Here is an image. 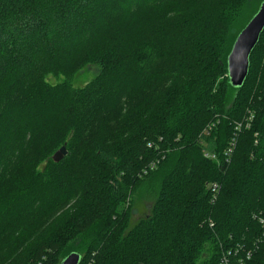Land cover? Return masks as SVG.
Masks as SVG:
<instances>
[{
    "label": "trees",
    "instance_id": "1",
    "mask_svg": "<svg viewBox=\"0 0 264 264\" xmlns=\"http://www.w3.org/2000/svg\"><path fill=\"white\" fill-rule=\"evenodd\" d=\"M261 1L0 0V264L36 263L40 248L47 264L73 251L78 264H218L226 251L264 264L252 217L264 213V28L240 87L226 69ZM87 64L96 73L76 86ZM50 121L67 154L5 181ZM150 181L151 210L129 225L125 203ZM33 214L40 241L22 229Z\"/></svg>",
    "mask_w": 264,
    "mask_h": 264
},
{
    "label": "rangeland",
    "instance_id": "2",
    "mask_svg": "<svg viewBox=\"0 0 264 264\" xmlns=\"http://www.w3.org/2000/svg\"><path fill=\"white\" fill-rule=\"evenodd\" d=\"M125 25H127L129 27L131 26V24H128V22H125ZM99 41H100V38H98L95 43L91 44L90 45V50L94 49L98 44H103L104 43L103 41H100V42ZM110 43L111 42H108V44H110ZM80 59H78V60H80ZM95 73H96L95 65L87 64L85 67L80 69L75 74L73 83L76 86H80V85L84 84L86 81L90 80L94 76ZM50 80L54 82V79L50 78ZM17 94L18 93H16L15 95H17ZM137 97L142 98V99L147 98V97H144V95L137 96ZM134 101H138V99L136 98V99L133 100V102ZM131 104H133L132 101H129L126 105H123L125 107L124 110L129 109V107H127V105L130 106ZM115 109H121V105L118 106V108H115ZM103 112L106 115L108 114V111L106 109ZM113 114L115 116H114V119H113L112 123L115 120L119 119V117H120V115L117 114V112H114ZM97 118H99V116ZM57 128H58L57 126L53 125L52 121H50V125L48 126V128L46 130H44L42 128L41 129V135L39 136L40 139L37 138L38 139V143H40V146H38V144L36 143L37 140H35L34 141L35 143L32 145V149L29 150V152H27L25 157L20 158V160H17L18 159L17 158L16 159L17 161L16 160H12V162H10L9 165L4 169V172H3L4 177H3V179H5V181L6 180H12L16 176L21 175V171L23 169L27 168L29 161H32V160L36 159L38 156L46 155L47 152L51 151L52 149H53L52 151H55L56 149L60 148L62 145H64L66 147L67 138L63 142L57 144L56 145L57 147L53 146L52 143H51V140L49 139L51 131H53L55 133L56 130H54V129H57ZM98 128H99L100 132H102L104 130V127H99L98 126ZM41 141H42V143H41ZM39 147L41 149V152H40L39 155H37L36 151H37V149ZM83 152L85 153V155L89 156V154H88L89 151H88L87 148H84ZM145 176H146V174H145ZM89 187H91V188H87L82 194L84 200L89 199L92 192L95 193V189L92 186H89ZM154 197H155V190H154V187L152 185V181L148 182L146 185H144V184L140 185V187L137 190V194H135V198H133L132 206H130L129 203L128 204L125 203V209H127L128 212H129V225H132L139 218H141L143 216H146L150 212L151 207L153 205ZM76 199L77 198H73L72 200L76 201ZM84 200H82V201H84ZM71 201H68V203L64 206V208L70 206L69 203ZM63 209H59L58 211H56L54 213V215L56 216ZM35 217L36 216L34 214L31 215V218H29V220L25 222V224L22 227V229H24L26 231L25 232L26 236L28 235V233H32L33 235H35V234L39 235V238H37V239L40 241L41 239H43L46 236V233L42 234L41 232H39V227H38V229L35 230V227H36L35 226V224H36L35 222L40 220V219L35 218ZM41 225H44V224L42 223ZM31 229H33V230H31ZM37 239H36V241H37ZM40 249H41V251H43V253H42L43 256L41 255L42 257L39 258L36 261V263H32V264H47L49 262V259L52 258V255H49V253L52 251L51 248H44V249L40 248ZM46 259H48V261H46ZM59 261H60V259H59ZM59 261L57 263H55V264H60Z\"/></svg>",
    "mask_w": 264,
    "mask_h": 264
},
{
    "label": "water",
    "instance_id": "3",
    "mask_svg": "<svg viewBox=\"0 0 264 264\" xmlns=\"http://www.w3.org/2000/svg\"><path fill=\"white\" fill-rule=\"evenodd\" d=\"M264 28V0H262L251 18L237 33L229 53L226 57L227 76L230 85L240 87L246 77L249 66V55L254 48L259 35ZM67 154L64 145L58 148L51 156L55 162L60 161ZM80 254L68 253L60 264H78Z\"/></svg>",
    "mask_w": 264,
    "mask_h": 264
},
{
    "label": "built area",
    "instance_id": "4",
    "mask_svg": "<svg viewBox=\"0 0 264 264\" xmlns=\"http://www.w3.org/2000/svg\"><path fill=\"white\" fill-rule=\"evenodd\" d=\"M232 150V147L228 148L226 150V154H229ZM204 155L205 156H208V157H211V158H215V155L214 154H209L208 152H204ZM216 186L214 185L213 187V190H215ZM252 217L254 219H256L258 221V223L260 224L261 226V229H262V240H264V213H257V214H253ZM235 252L233 253V255H231V252L230 251H226V252H223L220 259H219V263L218 264H232V256H235ZM250 256V252H247L246 253V258H248Z\"/></svg>",
    "mask_w": 264,
    "mask_h": 264
}]
</instances>
